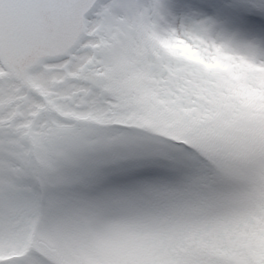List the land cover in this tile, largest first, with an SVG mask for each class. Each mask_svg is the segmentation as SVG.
<instances>
[{
  "label": "snow or ice",
  "instance_id": "1",
  "mask_svg": "<svg viewBox=\"0 0 264 264\" xmlns=\"http://www.w3.org/2000/svg\"><path fill=\"white\" fill-rule=\"evenodd\" d=\"M0 264H264V0H0Z\"/></svg>",
  "mask_w": 264,
  "mask_h": 264
},
{
  "label": "rangeland",
  "instance_id": "2",
  "mask_svg": "<svg viewBox=\"0 0 264 264\" xmlns=\"http://www.w3.org/2000/svg\"><path fill=\"white\" fill-rule=\"evenodd\" d=\"M182 51H187L183 50ZM191 54V53H189ZM157 173L151 171H145L138 174H129L124 176H117L112 184L114 188H130L135 186L138 182L142 180L154 179L156 178Z\"/></svg>",
  "mask_w": 264,
  "mask_h": 264
}]
</instances>
